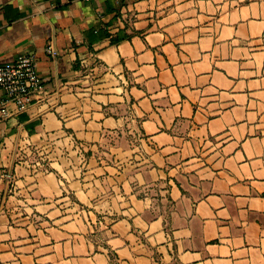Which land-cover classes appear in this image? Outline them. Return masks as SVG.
Here are the masks:
<instances>
[{
	"label": "crops",
	"instance_id": "crops-1",
	"mask_svg": "<svg viewBox=\"0 0 264 264\" xmlns=\"http://www.w3.org/2000/svg\"><path fill=\"white\" fill-rule=\"evenodd\" d=\"M25 53L45 94L0 116V264H264V0H0V65ZM119 130L132 179L65 162Z\"/></svg>",
	"mask_w": 264,
	"mask_h": 264
},
{
	"label": "rangeland",
	"instance_id": "rangeland-1",
	"mask_svg": "<svg viewBox=\"0 0 264 264\" xmlns=\"http://www.w3.org/2000/svg\"><path fill=\"white\" fill-rule=\"evenodd\" d=\"M130 114L131 111L129 108H121L120 105H115V107H113V109H108V110H103L100 112V118L98 121H106L105 118H107V121H130ZM102 117V118H101ZM121 127V126H120ZM122 128V127H121ZM105 129H103L104 132ZM110 132H113L112 128H109ZM118 133H114V134H110L109 138L106 137L104 140L102 141H96V142H90V141H82L81 145L80 143H75L76 147L78 148V151H81V156H78L76 159H71L70 157H67V148L70 146L69 143H66V146L62 147L60 146V149L62 151L65 152V159H66V163L67 165L69 164L71 166V163H75L76 164L78 162L81 163V166H83L84 168H88L90 166V164H93V166L95 165H100V167H104L105 165H110L113 166V168L115 169L114 171H112L113 173V182L114 185L118 186L121 181L123 180L122 178H124L125 176L128 177L127 180L132 179L133 177H135V175L132 173L133 171H135L136 168H131V167H137V164L139 163H144L145 159L141 161L136 160L134 158L130 159V163L128 166H126L125 168L127 169L126 172L122 171V158L119 155H115V157L111 156V150L115 149V150H119V152L122 150L123 146L125 145V143H122L121 140H119V138H121V131H115ZM112 139H116V141H113ZM73 143V142H72ZM72 143L71 147H72ZM39 149L37 151H32L30 152V155L28 154L27 157V161H31L32 166H35V170L38 173H45L47 171H49V162H53L52 160H47V155L44 154L45 153V149H43L40 145L38 146ZM55 147V146H54ZM52 147V148H54ZM46 150H51V147L47 148ZM118 152V153H119ZM107 153V154H105ZM52 154V153H51ZM94 154H96V158L94 159L92 156H94ZM80 157V158H79ZM68 158V159H67ZM52 159V158H51ZM26 161V159H25ZM139 162V163H137ZM125 164V163H124ZM130 169H129V168ZM84 172L80 175L83 179H87L89 180L92 177H96L95 174L90 175L89 173H87L88 170H83ZM87 173V174H84ZM102 172H99V177L98 180L101 179L102 182L104 180H106L105 174H101ZM125 173V175H124ZM103 175V176H101ZM105 178V179H104ZM6 189L7 192L9 194L8 196V201H11L12 204L16 202L15 200V196L17 193V184H16V179L15 176L13 177V180L10 184H6ZM14 198V200H12L11 198ZM116 199V197H115ZM102 209V208H101ZM103 211V210H102ZM102 216H99V219H101ZM113 220L115 218H117V215L115 214V216H112ZM103 221H105L104 219H101Z\"/></svg>",
	"mask_w": 264,
	"mask_h": 264
},
{
	"label": "built area",
	"instance_id": "built-area-1",
	"mask_svg": "<svg viewBox=\"0 0 264 264\" xmlns=\"http://www.w3.org/2000/svg\"><path fill=\"white\" fill-rule=\"evenodd\" d=\"M47 54L55 59L58 52L52 44L46 48ZM45 94L34 54L19 55L9 65H0V116L4 119L18 116L28 111L34 100ZM14 175L11 171L0 168V185L10 184Z\"/></svg>",
	"mask_w": 264,
	"mask_h": 264
}]
</instances>
